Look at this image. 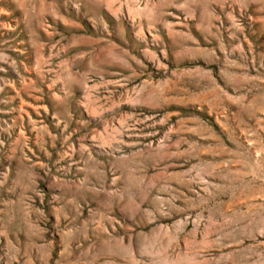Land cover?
Here are the masks:
<instances>
[{
    "label": "rangeland",
    "instance_id": "374dc122",
    "mask_svg": "<svg viewBox=\"0 0 264 264\" xmlns=\"http://www.w3.org/2000/svg\"><path fill=\"white\" fill-rule=\"evenodd\" d=\"M0 264H264V0H0Z\"/></svg>",
    "mask_w": 264,
    "mask_h": 264
}]
</instances>
